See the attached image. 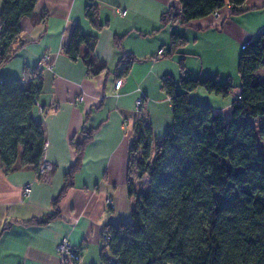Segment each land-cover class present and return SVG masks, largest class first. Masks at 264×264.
I'll list each match as a JSON object with an SVG mask.
<instances>
[{"label": "crops", "instance_id": "obj_1", "mask_svg": "<svg viewBox=\"0 0 264 264\" xmlns=\"http://www.w3.org/2000/svg\"><path fill=\"white\" fill-rule=\"evenodd\" d=\"M95 4L103 25L100 31L84 18L87 0H37L33 17L20 21L15 55L0 70V83L24 82L44 55L50 57L49 69L40 72V108L35 107L33 116L42 125L44 159L52 165L43 176L22 166L20 157L10 174L0 167V264H59L56 246L64 238L78 253V264H101L103 229L131 222L135 198L128 196L127 182L134 185L131 163L137 155L131 161L128 148L134 122L140 116L146 120L153 143L173 127L169 100L161 90L163 79L179 80L178 61L183 57L188 77L232 84L233 92L226 98L202 89L188 95L190 102L204 103L228 117L240 91L239 82L235 84V53L264 29V0H246L247 11L239 16L229 17L224 7L217 19L209 16L184 28L161 29V15L169 8L179 11L177 0H95ZM120 10L125 16L119 15ZM74 26L95 39L94 57L105 66L103 74L88 77L80 61L64 55ZM173 31L185 39V46L170 58L154 59L159 49L167 48ZM123 54L139 61L131 64L126 77H119L125 66ZM225 62L230 67L223 73L220 64ZM256 74L263 78L264 68ZM118 80L121 84L115 90ZM82 129L93 130V136L71 187L62 192L64 178L76 161L71 143L82 140ZM26 184L31 191L24 197ZM106 198L112 200L111 206ZM55 213L57 217L46 224L29 223Z\"/></svg>", "mask_w": 264, "mask_h": 264}, {"label": "trees", "instance_id": "obj_2", "mask_svg": "<svg viewBox=\"0 0 264 264\" xmlns=\"http://www.w3.org/2000/svg\"><path fill=\"white\" fill-rule=\"evenodd\" d=\"M245 1L177 0L179 11L164 12L160 29L187 27L224 7L229 17L239 16L247 11ZM36 2L0 0V70L15 55L20 21L33 17ZM84 18L94 30L102 29L95 0H87ZM114 44L121 49L120 39L115 38ZM185 44L173 31L164 57L174 56ZM94 47L95 39L74 26L63 53L72 62L80 61L88 77H95L106 68L95 59ZM123 60L119 77H126L131 64L139 61L124 54ZM178 68L179 80L164 79L161 85L171 108V132L153 143L146 120L140 116L134 122L128 153L130 158L137 155L134 162L131 158L135 178L145 177L148 184L137 194L127 182L128 196L135 198L131 222L103 229L102 236L109 241L101 247V264H107L104 251L112 264H264V77L256 74L264 68V29L240 50V91L228 117L190 102L188 95L202 89L226 98L233 92L231 84L189 78L183 57ZM41 90L38 67L24 82L0 83V167L6 175L13 172L18 157L22 166L38 171L45 138L33 110ZM93 132L82 129V140L71 143L76 161L64 178L62 192L71 187ZM56 217L57 213L29 223L43 225ZM74 254L70 262L78 264L79 255Z\"/></svg>", "mask_w": 264, "mask_h": 264}, {"label": "built area", "instance_id": "obj_3", "mask_svg": "<svg viewBox=\"0 0 264 264\" xmlns=\"http://www.w3.org/2000/svg\"><path fill=\"white\" fill-rule=\"evenodd\" d=\"M228 8V7H227ZM126 12L124 10H120L119 11V15L120 16H125ZM212 17L214 19H217L219 17V12H215ZM167 51L162 48V49H159L155 55H154V59H160V58H163L165 55H166ZM50 62V57L48 55H44L40 61H39V64H38V69L39 71H43V70H47L49 69V63ZM165 79V78H164ZM163 79V80H164ZM120 84H121V81L118 80L115 82L114 84V89L115 90H118L119 87H120ZM77 102L81 101V97H78L76 99ZM37 107L40 108V105L37 104ZM141 107V100H137L135 102V109L136 111L138 112L139 109ZM51 164L48 163L45 159H44V155H43V158L40 162V165L38 167V171L36 172V175H45L46 173H48L49 171H51ZM30 191H31V185L30 184H26L23 186V189H22V195L24 197H27L29 196L30 194ZM106 204L108 206H111L112 205V200L110 198H106ZM109 241V237L106 236V235H103L101 237V247H103L105 245V243H107ZM56 252H57V255L59 256V264H68L72 257L75 255L74 254V250L72 249V247L70 246V244L68 243V240L67 239H62L60 240V242L57 244L56 246ZM105 258H106V261H107V264H112V259L109 258V255L107 253V251H104L103 252Z\"/></svg>", "mask_w": 264, "mask_h": 264}, {"label": "rangeland", "instance_id": "obj_4", "mask_svg": "<svg viewBox=\"0 0 264 264\" xmlns=\"http://www.w3.org/2000/svg\"><path fill=\"white\" fill-rule=\"evenodd\" d=\"M239 54H240V50L237 51V53H235V59H236V65H235V71H236V78H235V84H237L236 82H239V77H238V74H237V63H238V58H239ZM233 63H234V57H233ZM220 70L225 73L227 70H228V67H230V64L225 62V63H222L220 64ZM262 72V71H261ZM260 72V73H261ZM190 78V77H189ZM219 84H224L223 82L221 81H218ZM233 83V85H235ZM232 85V84H231ZM194 104H197V103H194ZM200 105L204 104V103H199ZM202 106H206V105H202ZM256 124V122H254ZM261 125L264 126V120L261 121ZM49 163V162H48ZM52 166V165H51ZM134 176H135V173H134ZM134 181V185H135V190H136V193L137 194H140L142 191H145V189L147 188V184H148V180L144 177V178H141L140 180L139 179H136L134 177L133 179ZM136 194V195H137ZM135 201V199H134Z\"/></svg>", "mask_w": 264, "mask_h": 264}]
</instances>
